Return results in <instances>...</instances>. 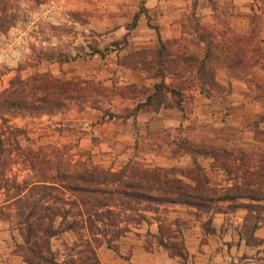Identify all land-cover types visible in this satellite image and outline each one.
<instances>
[{
    "label": "rangeland",
    "instance_id": "1",
    "mask_svg": "<svg viewBox=\"0 0 264 264\" xmlns=\"http://www.w3.org/2000/svg\"><path fill=\"white\" fill-rule=\"evenodd\" d=\"M151 1H133L123 11L132 17L135 12L144 15L146 27H141L137 20L132 23L131 18L126 27L135 35L123 36L108 46L100 33L82 30L79 36V23L73 20L79 21L83 29H89L87 12H74L62 0H54V8L45 5L50 0H0V48L6 44L18 48L15 50L18 60L13 65L0 60V74L6 73L7 82L3 87L0 82V91L13 77L39 85H48L49 79L57 80L46 103L36 102L35 109L19 113L1 111L3 178L8 186L0 187V264H32L27 260L29 252L25 243L28 224L35 229L29 242L35 241L39 253L57 264H102L98 259L99 247H109L111 255L121 258L117 259L120 264H131L127 259L133 243L123 252L115 241L127 229L144 235L140 245L146 250L158 246L161 264H202L203 245L213 232L209 223L214 210L182 202L151 204L150 209L143 208L142 202L133 204V208H120L113 202L108 206L111 212H104V206L92 201L81 203V193L66 186L54 184L49 190L46 185L41 186L48 182L53 164L58 161L66 170L95 166L116 171L125 164H129L127 170L152 167L145 165L143 150L151 147L157 138L148 134L146 142L141 140L138 146L140 153L134 150V156L113 169L98 163L102 157L97 159L90 151L77 154L73 118L75 112L91 108L100 110L101 116L112 111H117L114 114L118 117L132 114L135 103L151 91L153 83L147 86L128 82L135 78L130 69L143 71L145 77L159 78L152 75L154 59L149 64L146 62L159 44L152 46L146 36L135 37L136 32L157 26V19L164 11L168 15L176 14L172 20L180 28L177 37L162 39L165 48L173 51L185 47L186 51L196 53L197 58L208 51L205 63L214 79V84L207 87L201 78H195L182 67L178 73L165 71L162 79H167L166 84L174 85L180 93H165L164 98L171 103L178 101V107L188 112L195 104L193 94L199 85L207 87L208 93H202L209 97L207 107L202 110V116H190L186 129L189 141L211 144L218 153L214 160L211 158L209 168H205L203 155L195 153L186 167H160L161 172L167 180L179 177L191 183L189 177L197 171L200 182L216 187L257 180V189L264 192V0H164L161 4L158 0ZM17 33L21 36L15 41L13 36ZM201 35L204 39H199ZM145 66L148 68L144 70ZM60 81H67L66 85L62 87ZM98 119L90 120L87 125L95 126L102 121ZM180 128L175 127L169 136L163 135L161 142L180 146L183 138ZM70 181L66 178L64 183ZM240 201L250 202L252 206L233 208L228 207V202H217L220 207L224 205L226 213L223 225L212 234L217 242L224 239L225 243L215 249L242 257L246 251L232 252L224 245L243 239L253 246L252 264H264V200H231ZM44 206L57 210L56 214L49 213L51 220L26 217L32 209L34 217L42 213ZM143 223L147 225L145 230ZM47 225L56 232L45 237L41 229ZM151 225H155V231L149 229ZM34 264L50 263L35 261Z\"/></svg>",
    "mask_w": 264,
    "mask_h": 264
},
{
    "label": "crops",
    "instance_id": "2",
    "mask_svg": "<svg viewBox=\"0 0 264 264\" xmlns=\"http://www.w3.org/2000/svg\"><path fill=\"white\" fill-rule=\"evenodd\" d=\"M62 1L65 3L64 6L72 8L74 12H87L88 24L86 25L89 26V29H83L82 24H80L79 21L73 20L79 23V36L83 33L82 30H86L90 34L100 33L103 38H105L103 43L106 44L107 42V44H109L108 46H111V42H118L121 38H123V36L129 37L128 35H131L133 37L135 35L134 31L128 32L126 27V23L131 21L132 16L128 12H125L124 14L123 11L127 7L129 8L131 2L137 0ZM163 1L164 0H158V3L161 4ZM151 2L154 3L156 0H152ZM45 5L47 7L54 8L55 2L54 0H50V3L48 2ZM172 17L175 18L176 14L172 15L171 13L168 15L164 11L157 19V32L153 27H147V30L141 29L140 31H137L135 37L146 36L149 38L148 41L152 44V46L158 45V37L160 39L177 37L180 33V28L178 23L172 20ZM136 20L139 22L141 27L142 25L146 27L144 24L146 22V17L144 15L142 16L141 14H138ZM20 36L21 33H17L13 36V39L18 41ZM6 45L7 46H5V48H0V60L2 63L11 66L18 60V52L15 51L18 48L12 49L10 44ZM118 48H121L120 44ZM11 55L15 56V58H12ZM130 71L131 76L135 78H131L128 82L133 81L138 85L144 84L150 86L152 83L160 80V77H145L143 71L132 69H130ZM162 80L167 83V79L163 78ZM0 82L2 83V87L7 83L6 73L0 74ZM193 95V102L195 104L192 110L188 112L185 111L186 109H180L175 106H159L157 109H147L145 107H141L132 111V114L125 117H123V115L122 117H118L114 114L117 111H112L113 113L111 115L106 114L101 116L102 112L98 109L91 108L90 111L79 110L78 112H75V116L73 118V124L76 128V144L74 145V149L77 154L84 150L85 152L90 151L92 156H95L97 159L98 157H102L97 160L98 163L113 169L115 167H119V162H125L128 157L134 156V150L140 153L138 146L140 145L141 140L146 142L148 139L146 138V134H148L149 136L153 135V137L157 138V141L153 142L151 147L143 150L146 166L170 167L176 165L184 168L188 164L192 163L191 154L184 150V148L177 147L174 142H170L171 144H168V142H161V138L163 135L169 136L175 127L180 126V134L183 138L189 139L186 129L188 119L194 114L196 117H199V114L202 116L204 113L202 110L207 107L205 103L209 100V97H204L199 90L195 91ZM143 99L144 97H141L140 101H143ZM180 102L182 103L183 101L181 100ZM95 118H99L98 120L102 121L96 123V125L92 127L87 125L90 120H94ZM121 118L123 119L122 121L120 120ZM113 158L114 160L111 161ZM203 159H205L206 163L205 168H209L211 157L203 156ZM221 202L226 204L225 201ZM237 208L242 207L239 206ZM225 213L226 212L224 210H214L212 212L209 224L213 232L209 233L211 238L203 245L204 253L201 256L202 264H229V262H232V264H234L233 262H237L238 264H252V260L255 257V253L253 255L251 254V248L253 246L246 244L243 239H234V242L237 243H232L229 246H226V244L224 245L225 247H229V251L232 252L236 250H240L241 252L242 250L246 251L247 254L242 257L237 256L234 253L227 255L226 251L224 253L225 249L216 251L215 247H218V244H221L222 242L225 243V241L224 239H221L217 242L214 238L215 235L212 233H217L220 225H223V215ZM155 225L154 227L151 225L149 229L151 231H155ZM141 226L142 230H145L147 225L143 223ZM131 228L132 230H141V228ZM143 237V234L134 233L133 231L127 229L124 230L123 233L119 234L115 241L119 243L123 252L128 250L130 243H133V248L129 249V256L127 259V261L131 262V264H161V253L158 250V246H153L152 250H146L140 245ZM256 248L257 247L254 246V251H256ZM108 249L109 247L105 249L99 247L98 251L101 250L98 254L99 261L102 264H118L120 261L117 259L121 258L117 255H111ZM237 258H240V260L237 261Z\"/></svg>",
    "mask_w": 264,
    "mask_h": 264
},
{
    "label": "trees",
    "instance_id": "3",
    "mask_svg": "<svg viewBox=\"0 0 264 264\" xmlns=\"http://www.w3.org/2000/svg\"><path fill=\"white\" fill-rule=\"evenodd\" d=\"M138 13L135 12L132 17V23L137 19ZM157 32L156 25H150ZM199 39H204L203 35ZM158 47L155 48V53L146 61L148 64L154 59V70L152 75L159 76L160 80L151 85V91L146 93L143 101H137L133 107V111L141 107L147 109H157L159 106L170 107L179 106L178 101L173 103L166 101L165 93L179 94L180 92L174 85H167L163 82L162 77L165 71L169 73H178L182 67L186 72L192 73L195 78H201L203 83L210 87L214 84L212 71L207 69L205 59L209 57L208 51H204L200 58L197 54L191 51H186L185 47H176L175 50L170 51L165 48L164 41L158 37ZM206 49V48H205ZM151 67V65H150ZM137 68V67H134ZM144 67L143 69H147ZM192 78V76H191ZM57 80L49 79L48 85H39L34 82H27L20 78L13 77L9 80L8 85L0 91V120L1 111L5 110L11 113H19L28 109H35L37 103H46L48 97L53 95L52 87ZM67 82V81H66ZM66 82L60 81V85L64 87ZM207 87L199 85V92L208 93ZM164 91H161V90ZM143 90V89H141ZM62 92V90H61ZM158 96V98L156 97ZM65 97L67 95L65 94ZM37 102V103H36ZM111 114V113H108ZM264 118V116H263ZM181 148H184L191 154V158L195 153L203 156H209L214 160L217 156L218 150L213 149L211 144L203 145L202 143H194L188 139L182 138L180 140ZM220 150H222L220 148ZM3 139L0 131V187L7 188L6 178H3ZM193 161V159H192ZM59 162V161H58ZM54 163L52 167V174L47 178V183L41 185L47 190L54 184L66 186L73 191L80 192L81 203L90 202L99 206H104V212H111L110 204L113 202L120 208H133V204H144L143 208L150 209L151 204L161 202H182L194 206L195 208H204V210H223L217 202H228V207L244 206L249 208L250 202L240 201L231 202L236 198H246L249 200H264V192L257 189V180L251 181L250 184H243L242 182H231L229 185L216 187L200 182L196 175L190 176V182L183 181L179 177H172L167 180L161 172V168L154 167H131L127 170L129 164L123 165L119 170L110 171L109 169H102L100 167L91 166L88 169H73L66 170V166L62 163ZM195 176V177H194ZM70 179V183H64V180ZM40 181H46L40 179ZM48 185V186H47ZM62 186V187H63ZM231 202V203H230ZM33 208V206H31ZM42 213H37L34 217L33 209L27 213L26 217H33L36 220L41 218H48L51 220L49 213L56 214L57 210L49 209L44 206ZM29 223H31L29 221ZM42 234L48 237L56 232L51 229L49 225L42 227ZM32 235H35V229L31 228L30 224L25 227V243L26 250L29 252L27 260L32 264L36 262H47L50 264H57L52 258L46 257L39 253L36 248V242H29ZM49 250V248H47ZM36 259V260H35ZM35 260V261H34ZM34 261V262H33Z\"/></svg>",
    "mask_w": 264,
    "mask_h": 264
}]
</instances>
